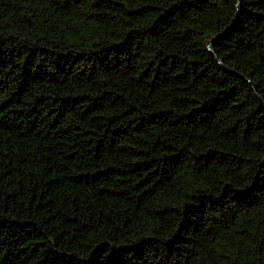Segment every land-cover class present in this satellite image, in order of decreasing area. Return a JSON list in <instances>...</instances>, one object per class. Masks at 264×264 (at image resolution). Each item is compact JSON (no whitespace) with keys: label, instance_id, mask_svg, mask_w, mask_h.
Listing matches in <instances>:
<instances>
[{"label":"trees","instance_id":"16d2710c","mask_svg":"<svg viewBox=\"0 0 264 264\" xmlns=\"http://www.w3.org/2000/svg\"><path fill=\"white\" fill-rule=\"evenodd\" d=\"M240 1L0 0V264H264Z\"/></svg>","mask_w":264,"mask_h":264},{"label":"water","instance_id":"95a60500","mask_svg":"<svg viewBox=\"0 0 264 264\" xmlns=\"http://www.w3.org/2000/svg\"><path fill=\"white\" fill-rule=\"evenodd\" d=\"M240 5H241V1L238 0V3H237V11H239L240 9ZM238 13V12H237ZM237 20V14H236V17L233 19L232 21V25L235 23V21ZM231 27V25L229 27H227L226 29H224L223 33L226 32L229 28ZM223 33H220V34H216L215 36L211 37L209 40H208V44H207V48L209 51H211V45L214 41H216ZM212 56L216 59V57L214 56V54L212 53ZM239 76L245 80L246 82L250 83L254 89V91L256 92L258 98H259V101H260V104L264 107V102L263 100L261 99L260 97V94H259V91H258V88H257V85L252 83L248 78H246V76H244L243 74H239Z\"/></svg>","mask_w":264,"mask_h":264}]
</instances>
